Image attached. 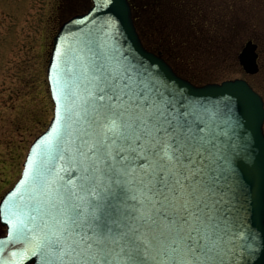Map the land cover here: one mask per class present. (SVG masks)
<instances>
[{
  "label": "water",
  "instance_id": "water-1",
  "mask_svg": "<svg viewBox=\"0 0 264 264\" xmlns=\"http://www.w3.org/2000/svg\"><path fill=\"white\" fill-rule=\"evenodd\" d=\"M257 48L239 55L249 74ZM47 76L55 113L2 199L0 264H264V100L249 82L179 76L128 0L64 23Z\"/></svg>",
  "mask_w": 264,
  "mask_h": 264
},
{
  "label": "rangeland",
  "instance_id": "rangeland-1",
  "mask_svg": "<svg viewBox=\"0 0 264 264\" xmlns=\"http://www.w3.org/2000/svg\"><path fill=\"white\" fill-rule=\"evenodd\" d=\"M140 31L198 84L245 79L264 98V0H131ZM85 0H0V201L22 176L34 140L54 103L47 69L65 20ZM83 10V12H82ZM258 44L260 71L239 63Z\"/></svg>",
  "mask_w": 264,
  "mask_h": 264
},
{
  "label": "flooded vegetation",
  "instance_id": "flooded-vegetation-1",
  "mask_svg": "<svg viewBox=\"0 0 264 264\" xmlns=\"http://www.w3.org/2000/svg\"><path fill=\"white\" fill-rule=\"evenodd\" d=\"M85 2H86V4L83 6L84 7V9H83L84 11H86L90 7V5L92 4V0H85ZM130 2H131V5H132V8H133L132 1L130 0ZM83 10H82V12H83ZM133 10H134V8H133ZM79 13H81V12H78L77 14H79ZM152 50H154V49H152ZM157 52L158 53H163L164 51L159 50ZM259 56H260V54H259ZM5 233H6V228L3 227L1 222H0V237L5 235Z\"/></svg>",
  "mask_w": 264,
  "mask_h": 264
},
{
  "label": "snow or ice",
  "instance_id": "snow-or-ice-1",
  "mask_svg": "<svg viewBox=\"0 0 264 264\" xmlns=\"http://www.w3.org/2000/svg\"><path fill=\"white\" fill-rule=\"evenodd\" d=\"M104 99H105V97H104L103 95H100V96H99V100H100L101 102H103ZM108 130H109L110 132H113V133L118 132L119 129H118L117 122H116L115 120H113V121L111 122L110 126L108 127Z\"/></svg>",
  "mask_w": 264,
  "mask_h": 264
},
{
  "label": "trees",
  "instance_id": "trees-1",
  "mask_svg": "<svg viewBox=\"0 0 264 264\" xmlns=\"http://www.w3.org/2000/svg\"><path fill=\"white\" fill-rule=\"evenodd\" d=\"M175 65H176V64H175ZM176 69H177V67H176ZM179 69H180L179 71H181V73L185 74L184 71H183L180 67H179ZM185 75H186V74H185Z\"/></svg>",
  "mask_w": 264,
  "mask_h": 264
}]
</instances>
